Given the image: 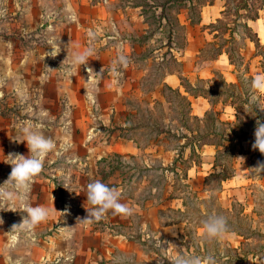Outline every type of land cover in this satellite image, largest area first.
<instances>
[{"label": "rangeland", "instance_id": "1", "mask_svg": "<svg viewBox=\"0 0 264 264\" xmlns=\"http://www.w3.org/2000/svg\"><path fill=\"white\" fill-rule=\"evenodd\" d=\"M108 1V6L114 10V12L110 10L113 13L111 19H119L116 20L115 25L97 23L87 27V22L86 25L75 27L73 18L78 16L81 19L87 15L86 4L82 2L98 3L107 2V0H0V185L8 179L12 170L11 165L4 162L7 159L6 156L9 153L25 156L29 154L26 141H16L23 139L22 133L18 130L19 126L32 125L35 130L41 131L56 144V148L44 160L43 171L33 179L27 192V203L50 209L48 219L30 233H19L17 236L10 232L14 225L22 223L27 213L18 210L20 207L18 200L15 203L0 202V264H15L16 261H19V264H73L75 260L74 248L77 247L80 235L77 228L81 224L79 221L84 219L80 190L85 182L83 176L87 170L86 145L97 142L95 138L99 137L101 141L108 143L113 138V131L116 133L121 128L117 123H113L114 127H107L99 118L101 105L97 103L107 102L111 94L103 84L107 80L106 72L111 65L103 67L104 59L100 56V52L109 47L117 51L121 49L125 51V48H121L125 42L121 41L127 40L129 49L131 46L134 48L126 53L127 60L131 54L135 67L147 69V76L142 80L144 88L149 87L147 92L153 90L150 86L161 79L166 67L179 69L182 66L178 58H173L172 52H168L167 45L169 43L174 48L184 45L185 32L179 19H184V16L188 14L186 7L171 4L167 9L166 17H162L157 3L163 0ZM224 1L225 11L220 14L222 19L215 23L216 28L219 32H223L225 28L232 27L233 23H237L238 26L233 38L229 37L227 31L217 37L215 42L227 45L238 70L235 76H241L244 88L249 92L244 96L247 100L242 106L240 127L234 128L238 131L241 128L249 133L255 127L259 117L264 116V111L257 108V106L264 108V96L259 97L257 93L251 91V80H249V74L255 73L256 65H261L260 61L264 63V44L260 43L256 48L254 41L256 36L251 29L247 28L246 17L243 15H252L260 8L258 15L264 19V5L261 4L262 0H218L217 6L223 5ZM138 3L142 7L139 10L121 9L126 5ZM243 3L247 5V8L238 12V8ZM199 7V5L195 7L194 16L200 12ZM120 9L122 18L119 15ZM137 11L144 13V22L130 18L135 17ZM252 40L253 43L250 42ZM51 46H55L60 51L55 57L48 55V52L53 51ZM86 49H92V55L87 63L97 78L95 86L84 85L80 89H68L75 87L76 84L80 86L85 77L84 65L75 68L80 77H77L78 73L66 74L65 70L71 63V54L83 52ZM213 49L214 45L206 43L205 52L199 53L200 59L206 60L205 58ZM250 53H261L258 63L249 59ZM118 57L119 54L112 59V65L116 70L121 66L118 63L114 64ZM63 77L69 81L68 90L62 89V85L58 84ZM213 77L209 86L216 88L218 86L223 89L221 75L215 71ZM115 78L120 80L118 73L115 74ZM200 82L198 83L200 86L206 83ZM238 86L239 88H235L234 91L240 89L241 85L238 84ZM227 87L225 86V89ZM86 88L90 90L91 99L85 97ZM156 91L154 89L152 92ZM163 91L166 101L153 106L154 109L146 106L145 100L138 102L134 97L127 100L129 104L140 107L141 113L133 119L136 122L133 125L136 126L134 133L139 136L142 143H145L147 137L158 129L159 131L172 130L173 132L170 133H175L176 138L168 134L170 137L168 145L175 150L177 157H167L164 166L153 171L143 168L139 156L137 159L121 158L119 154L109 153L108 156H103L106 160L98 159L96 163L98 177L111 178L110 187L123 185L122 196L133 195L138 199L143 195L162 194L167 180L174 177L170 164L173 159L180 160L179 153L185 142L193 143L194 141L196 145L202 144L195 141L198 140L197 136L199 137V133H205L206 130L213 131V127L219 135L209 134L203 141L215 143L219 140L221 132L227 137L231 135V126L221 125L216 119L214 121L211 119L213 121L211 123L210 116L204 118L191 116L186 99H183L176 90L163 87ZM97 127L101 128V132L97 136L88 138L89 135H95L93 133H96ZM189 131L197 132L196 135L186 139L181 136L182 133H189ZM250 134L243 141L236 139L229 154H225L229 142H221V161L229 163L236 149L251 150L255 137L254 132ZM89 161L92 160L89 159ZM263 161L259 155L251 161V168L258 171L256 169L258 162ZM254 166L257 167L254 168ZM117 181L120 183L117 184ZM67 187H70L72 191ZM179 188L183 189L182 186ZM187 195L191 201H195L191 193ZM256 195L264 213V191L257 189ZM196 203L192 202L191 207L194 208ZM213 205L214 202L211 203L212 207ZM136 217L135 210H131L130 214L110 215L108 218L104 217L105 220L99 219L97 222L100 227L127 231L129 236L135 238L139 230ZM125 219L127 223L124 224L125 226L109 224ZM61 227L71 228L62 231ZM263 242L264 240L257 238V248ZM145 244L139 255L133 250L117 251L116 263H165L162 260L166 249L164 246L153 251L150 241Z\"/></svg>", "mask_w": 264, "mask_h": 264}, {"label": "crops", "instance_id": "2", "mask_svg": "<svg viewBox=\"0 0 264 264\" xmlns=\"http://www.w3.org/2000/svg\"><path fill=\"white\" fill-rule=\"evenodd\" d=\"M82 3L86 4L87 15L79 19L75 13L77 16H74L75 19L73 18L75 27L86 25L87 22V27H91L92 24L97 25V23L115 25L116 20H119L113 17V20L111 19V14H113L111 11L114 12V10L108 6V0L107 2ZM217 5L218 0L205 4L201 8L198 22L190 23L187 15L184 16V19H179L185 28V43L181 48L170 46L169 50L174 58H178L182 66L179 69L166 67L161 79L150 86L151 89L157 90L155 93L152 92L153 90L147 92L149 87L144 88L142 80L147 76V69L135 67L131 54L128 56L126 68L121 65L116 70L112 65V59L117 54L125 57L126 53L134 50L132 46L129 49L127 40L121 41L125 42L121 47L125 48V51L122 49L117 51L113 47H109L100 52V56L104 59L103 67L111 65L106 72L107 80L103 83L111 94L108 96L107 102L97 103V105H101L99 118L107 127H114L113 123H117L121 128L116 133L113 131V138L108 143L101 141V137H99L95 138L97 142L94 141L86 145L87 170L85 169V176H83L85 182L80 190L83 218L88 217L87 208H91V205L87 204V185L96 180L107 185L112 184L111 178L98 177L96 165L98 159L108 156L109 153H116L121 158L129 157L131 159H137L139 156L143 168L153 171L161 169L160 167L164 166L167 157H177L175 150L168 145L170 134L176 138L175 133H170L173 132L172 130L161 132L156 130L147 137L145 143H142L139 136L135 135L136 126L133 123L136 124V122L133 119L139 116L141 110L138 105L129 104L127 98L134 97L138 102L145 100L146 106L154 109L153 106L166 101L163 91V87H165L179 90L181 96L190 101L189 114L191 116L204 118L207 112L212 110L217 122L218 120L231 123L237 121L236 109L230 103L222 100L211 103L203 95L190 94L191 90L196 88L217 89L218 86L217 88L209 86L215 71L221 75L227 85L238 83V76H235V72L238 70L224 50L212 59L207 57L206 60H201L199 57V53L203 51L206 43H216L217 37L214 36L216 30H212L210 25L217 22V18L225 8V1L223 5ZM141 8L138 3L126 5L121 9L139 10ZM121 9L120 18L123 16ZM130 18L141 22L145 21L142 11H137L135 17L131 16ZM246 23L259 39V43L264 44V19L259 16L256 19L247 20ZM82 34L85 33L82 32ZM250 42L253 43V41ZM225 46L227 47V45ZM247 46L250 47V45ZM249 59L258 63L260 55L250 53ZM84 67L83 83L80 86L76 84L75 87L68 88L69 81L63 77L58 82L59 85H62V89L75 90L84 85L94 87L97 80L95 73L92 72L88 63ZM75 70L74 68L73 73H78ZM117 73L120 80L115 78ZM257 74H263L259 64L256 65V71L252 75L256 76ZM77 77H80L79 73ZM200 81L206 82L204 86L198 84L201 83ZM168 103L170 104V102ZM153 121L155 124V119ZM96 129V133H93L95 135H89L88 138L97 136L101 132V128L97 127ZM196 132L189 131V133H182L181 136L186 139V137L196 135ZM214 132H217L215 127H213V131L206 130L205 133H199L198 140L195 141L202 142L200 145H196L194 141L193 143L190 141L184 143L179 153L181 154L180 160L173 159L170 164L174 177L167 180L162 194L143 195L138 199L133 195L120 196V203L136 212V224L139 230L135 238L129 236L127 231L100 227L97 222L99 220H94L87 225L81 223L77 228L80 235L77 247L74 248L75 260L73 264H117L115 261L117 251L133 250L139 255L143 251L144 244L149 241L153 246L151 249L153 251L154 249L159 250V247L162 246L166 248L162 257L163 261H173L177 255L184 254L200 257L203 264H264V252H257L258 250L264 251V242L259 248L256 246L257 238L264 240V213L256 195L257 189L264 191V171H256L250 165L251 161L259 155L264 160V155L258 149L253 150L252 143L251 150H234L229 163L221 161L220 158L217 160V154L222 152L221 146L211 141H203V136H207L206 134L217 135ZM256 167L254 166V168ZM225 169L232 171V175L223 179L222 173ZM119 183L117 181V184ZM122 186L113 187L122 193ZM181 186L183 189L179 188ZM187 193H191L195 201H191ZM192 202H197L194 208L191 207ZM212 202H214L213 207L211 206ZM192 212H196V214L193 215ZM210 214L222 215L227 220L229 230L222 240L211 239L209 241L203 234V221ZM110 215L118 214L109 211L101 220H105L104 217L108 218ZM109 224L122 226L127 223L125 219ZM209 257H211V262L208 260Z\"/></svg>", "mask_w": 264, "mask_h": 264}, {"label": "clouds", "instance_id": "3", "mask_svg": "<svg viewBox=\"0 0 264 264\" xmlns=\"http://www.w3.org/2000/svg\"><path fill=\"white\" fill-rule=\"evenodd\" d=\"M51 47L53 51L48 52V55L57 56L60 51L55 46ZM91 55L92 49L72 53L71 63L65 70L66 74L73 75V69L87 64ZM116 63L126 68L127 58L120 55L117 61H114V64ZM250 88L253 93H264V74L254 76L251 79ZM85 97L91 99V93L88 88H86ZM257 108L264 111V108L259 106ZM18 130L22 133L23 139L16 141H26L29 154L25 156L19 153H9L6 156L7 159L4 162L11 165L12 170L8 179L3 185H0V202L15 203L18 200L20 204L18 210L27 213L22 223L14 225L10 232L17 236L19 233H30L40 223L45 222L50 215V209L47 207L41 205L32 206L27 203V192L33 179L43 171L46 156L56 148V144L51 138L46 137L41 131L35 130L32 125L19 126ZM254 137L253 150L258 149L260 153L264 154V122L257 121ZM256 169L264 171V162H258ZM67 188L72 191L70 187ZM86 196L87 204L91 205V208H87L88 217L79 221L82 224L87 225L94 220H99L109 211L118 215L130 214L131 212L127 205L120 203L121 193L116 188L110 187L100 180L93 181L87 185ZM202 227L203 234L208 239L222 240L229 230L226 218L218 214H210L203 221ZM67 228L71 227H61V230L64 231ZM208 260L211 262V257ZM15 264H19V261H16ZM172 264H203V262L200 257L179 254L174 258Z\"/></svg>", "mask_w": 264, "mask_h": 264}, {"label": "trees", "instance_id": "4", "mask_svg": "<svg viewBox=\"0 0 264 264\" xmlns=\"http://www.w3.org/2000/svg\"><path fill=\"white\" fill-rule=\"evenodd\" d=\"M213 0H163L161 2H158L157 3V6L160 7V11H161V16L163 17H166V14L167 13V9L168 7L171 5V4H175L177 5V7H186L187 9V18L189 19L190 23H195V22H198L199 20V17H200V12L197 13L196 16H194L195 14V7L197 5H199V9L202 8L205 4L207 3H210L212 2ZM188 2V3H186ZM262 6L264 5V0H262ZM247 8V5L245 3H243V5H241L239 8H238V12L242 9H246ZM180 10V9H178ZM260 10V8L254 12L252 15H243V17H246V21L249 20V19H256L257 17H259L258 15V11ZM201 11V9L199 10ZM225 10H222L221 13H223ZM220 19H222L221 17L217 18V21H219ZM245 21V22H246ZM246 26H247V23H245ZM183 27V31L185 32V28L183 25H181ZM237 23H233V26L232 27H228L227 29L225 28L223 32H219L218 31V28H216V25L215 23L211 24L210 25V28L212 30H216V33H215V37H220L222 35V33H226L228 31V35L230 38H233V34L235 33L236 31V28H237ZM247 28L251 29L249 26H247ZM250 37V35L248 36ZM184 38V37H183ZM256 40L255 41V44H256V48H258L259 46V39L257 37H255ZM170 39V37H169ZM253 41V40H252ZM210 45H214V49L212 50L211 54H208L207 57L212 59L214 57H216L218 54H220L223 50L228 54V57L230 59L231 62H233L232 60V54L230 52V50L228 49V47H225V45L223 43H214V42H211L209 43ZM216 44V45H215ZM168 46L170 47V44L168 43ZM182 46H180L179 48H181ZM168 52H170V50L168 49ZM203 52H205V50L203 49ZM256 54H261V53H256ZM173 56V55H172ZM174 58V57H173ZM234 63V62H233ZM247 66H249L247 64ZM262 67V72L264 73V63L263 61H261V65ZM248 71V69H247ZM254 76L249 74V80H251ZM239 85H241L240 89H237L234 91L235 88H239ZM224 85V88H217V89H205V88H196L195 90H191L190 94L192 95H203L205 97H207L211 103H214V102H217L219 100H222L223 102H228L230 103L231 105H233L236 109V114H237V121L235 122H222V121H219L218 122L221 124V125H228V126H231L232 129H231V135H229L228 137L225 136V135H222V132H221V135L219 137V140L217 142H215L216 145H220L221 142L223 141H228V145H227V152L225 154H229L232 150V147H233V144H234V141L236 139L238 140H244L246 139L247 135H251V133L254 132L255 130V127H256V124L255 123V127L253 129H251V131H249V133L247 131H243L241 128L240 130H235L234 128L236 127H240V122L241 121V110H242V106L243 104H245L247 98H245L244 96L249 94V92L247 91V89L244 88V83L243 81L241 80V76L239 77L238 76V83H230L229 85H227L223 79H221V86ZM225 86H228L230 87L228 89H225ZM238 86V87H237ZM178 93H179V90H176ZM260 96H264L262 93H257ZM179 95L181 96V94L179 93ZM183 99H186V97L184 96H181ZM187 101V104L190 105V101L188 99H186ZM207 117L210 116V120L212 119L213 121L215 119H217L214 115V112L211 110L209 112H207ZM263 117H259V121L261 122H264V120H262ZM211 120V123H213V121ZM159 131V129H158ZM163 131V129L160 130V132ZM222 131V130H221ZM210 134V133H209ZM209 134H206V135H209ZM214 134H217L219 135L217 132H214ZM203 138H205L203 136ZM220 155L221 153H218L217 154V160L220 158ZM99 160H106L104 157L99 159ZM98 160V161H99ZM230 175H232V171H230L229 169H225V171L222 173V177L223 179L229 177ZM163 264H172V261H165V263Z\"/></svg>", "mask_w": 264, "mask_h": 264}]
</instances>
